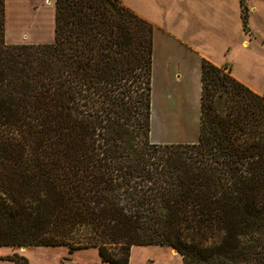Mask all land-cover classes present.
Instances as JSON below:
<instances>
[{
	"label": "trees",
	"instance_id": "1",
	"mask_svg": "<svg viewBox=\"0 0 264 264\" xmlns=\"http://www.w3.org/2000/svg\"><path fill=\"white\" fill-rule=\"evenodd\" d=\"M5 2L0 246L97 248L94 264H131L134 245L183 264L248 258L239 235L264 231V94L203 59L199 141L153 143L154 24L122 0H55L53 43L10 44Z\"/></svg>",
	"mask_w": 264,
	"mask_h": 264
},
{
	"label": "crops",
	"instance_id": "2",
	"mask_svg": "<svg viewBox=\"0 0 264 264\" xmlns=\"http://www.w3.org/2000/svg\"><path fill=\"white\" fill-rule=\"evenodd\" d=\"M122 2L155 26L152 71L153 60L158 53L159 95L163 107L160 127L163 135L153 143L193 144L199 141L203 59L218 66H229L237 80L255 92L264 94V33L258 34L255 30L264 24V0H248L251 6L250 33L243 30L240 0ZM55 29V0H6L7 43H53ZM255 34L258 37L254 38ZM238 48L243 49L245 54L236 62L234 54ZM167 104L171 105V111ZM182 114H185L184 124ZM182 124V131L169 130V125ZM169 249L167 245H134L131 249V264L140 258V252L143 258L140 260H144L145 264H173L174 259L177 264H183L182 256L173 251L172 254ZM83 250L91 251L94 256L85 264L102 263L97 248L70 253L66 246H34L33 250L0 246V264H15L5 258L15 252L26 256L30 264H71ZM159 251L163 256L159 257ZM65 258L70 261H64Z\"/></svg>",
	"mask_w": 264,
	"mask_h": 264
},
{
	"label": "rangeland",
	"instance_id": "3",
	"mask_svg": "<svg viewBox=\"0 0 264 264\" xmlns=\"http://www.w3.org/2000/svg\"><path fill=\"white\" fill-rule=\"evenodd\" d=\"M247 6H248V18H250V14H251V6L248 3V0H246ZM5 7H6V2H5ZM242 16V13H241ZM243 20V19H242ZM249 21V19H248ZM244 27V24H243ZM243 30L247 33H250V26L248 23V30H245V28H243ZM255 30H257L258 34L264 33V24L262 23L261 27L259 26V29L256 28ZM258 34L254 35L258 37ZM5 41H6V37H5ZM252 48V47H250ZM244 50L243 49H237L236 53L234 54V58L235 61L237 62V60L239 61V58L244 57ZM154 64H155V71H154ZM159 54H156V58L155 61L153 60V71H152V115H151V131H150V141L154 142L157 141L158 139L162 138V131H161V127H160V114H161V107H162V101L159 95V89H160V80H159ZM226 70L229 71L231 73V69L229 66H226ZM233 76V75H232ZM166 106L169 107V111H171V105L167 104ZM163 109V107H162ZM183 116V124L185 122V114H182ZM162 117H164V110L162 112ZM187 119V118H186ZM183 124L182 125H169V130L172 132H176V131H182L183 129ZM156 143V142H155ZM256 235V236H255ZM255 235H253L252 233H249L248 235H239V242L241 240L240 243V247H244L246 246V244H249L253 247L250 248V251L246 250V252L250 255L248 256V258H244L241 259L239 258L238 260V264H253L257 262V255L256 253L259 251V249H262V251H264V231H259V232H255ZM256 237V239H255ZM171 248V247H169ZM28 250H33L34 246H27ZM167 250H163V252H165ZM168 251L170 252H175V249L171 248ZM159 257L163 256V253H161V251H159ZM172 252V254H173ZM91 251H80L79 255L75 257V259L73 261H71V264H85L88 263L89 261H91L92 259H94V256L91 254ZM179 254V253H178ZM152 255V254H150ZM177 255V253H176ZM180 255V254H179ZM181 256V255H180ZM158 257V258H159ZM143 259L141 257V252H140V258H138L137 261H135V264H145L144 260H140ZM69 260L68 258H65L64 261ZM70 261V260H69ZM130 263H131V257H130ZM177 264L176 263V259H174L173 264Z\"/></svg>",
	"mask_w": 264,
	"mask_h": 264
},
{
	"label": "water",
	"instance_id": "4",
	"mask_svg": "<svg viewBox=\"0 0 264 264\" xmlns=\"http://www.w3.org/2000/svg\"><path fill=\"white\" fill-rule=\"evenodd\" d=\"M22 248H23V249H25V248H26V246H23Z\"/></svg>",
	"mask_w": 264,
	"mask_h": 264
},
{
	"label": "bare ground",
	"instance_id": "5",
	"mask_svg": "<svg viewBox=\"0 0 264 264\" xmlns=\"http://www.w3.org/2000/svg\"><path fill=\"white\" fill-rule=\"evenodd\" d=\"M134 247V246H133ZM177 252V250H175ZM178 253V252H177Z\"/></svg>",
	"mask_w": 264,
	"mask_h": 264
}]
</instances>
